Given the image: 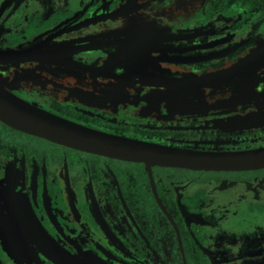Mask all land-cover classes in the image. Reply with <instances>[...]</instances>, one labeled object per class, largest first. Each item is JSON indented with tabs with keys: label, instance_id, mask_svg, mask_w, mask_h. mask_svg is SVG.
<instances>
[{
	"label": "flooded vegetation",
	"instance_id": "af4514ba",
	"mask_svg": "<svg viewBox=\"0 0 264 264\" xmlns=\"http://www.w3.org/2000/svg\"><path fill=\"white\" fill-rule=\"evenodd\" d=\"M262 41L264 0H0L1 55L60 48L104 78L52 65L72 82L62 96L27 82L10 83L13 95L104 133L196 152L264 149V95H233L211 112L180 115L148 102L161 89L123 86L127 59L118 53L159 78L201 76ZM13 62L0 60L5 79L39 68ZM146 166L0 122V264H61L52 250L78 264H264V168Z\"/></svg>",
	"mask_w": 264,
	"mask_h": 264
},
{
	"label": "water",
	"instance_id": "95a60500",
	"mask_svg": "<svg viewBox=\"0 0 264 264\" xmlns=\"http://www.w3.org/2000/svg\"><path fill=\"white\" fill-rule=\"evenodd\" d=\"M32 50L21 53L0 54V60L7 63L13 61H31L39 68L30 67L23 71L10 70L9 77L5 79L0 75V122L18 132L44 139L52 144L67 147L71 150L86 152V154L104 156V158L117 159L125 162H139L146 167H173L178 169H191L192 171H237L264 168V149L235 153H209L196 152L188 149H178L172 146H161L154 143L142 142L137 139L126 138L122 135L108 134L104 131L88 128L68 119L56 116L35 103H29L19 99L11 93L13 84L27 82L30 88L53 90L62 96L69 82V75L55 71H49V67L66 70V67L80 69L88 73L91 80L103 79L93 72L98 67L80 64L70 61V57L64 54V49H51L40 51ZM120 59H127L123 66L126 76L118 77L123 86L142 88H158V92L150 91L146 96L150 104L176 107L179 103L187 102L186 98L196 92L209 93L217 87L230 88V84L246 76L251 80V86L264 79V71H259L264 66V41H262L248 56L235 64L213 73L201 76L187 75L176 77L170 75L167 78L153 76L145 69V64L132 59L124 52L118 53ZM116 58V57H115ZM113 61V60H112ZM44 68V69H43ZM108 71L106 66L103 68ZM56 71H58L56 69ZM92 72V73H91ZM3 73V72H2ZM4 77V78H3ZM59 78L52 82V78ZM74 78V77H73ZM72 79V78H71ZM71 81V80H70ZM253 95V87L247 93ZM39 242L46 247L52 245L42 234L35 235ZM50 257L61 264H78L68 258L61 250L49 251Z\"/></svg>",
	"mask_w": 264,
	"mask_h": 264
},
{
	"label": "rangeland",
	"instance_id": "374dc122",
	"mask_svg": "<svg viewBox=\"0 0 264 264\" xmlns=\"http://www.w3.org/2000/svg\"><path fill=\"white\" fill-rule=\"evenodd\" d=\"M139 22H141V20H139ZM135 24H137V22H133L130 25ZM259 71H264V66H262ZM250 81L251 80H248V78H246L245 76L237 81H234L233 84H230V88L217 87L209 93H192L187 96V102L179 103L178 105H176V107L174 106L173 109L180 115H182L183 113H190L192 111L193 113L198 114L207 113L208 111L211 112L212 110L217 109L219 106L224 104V102H227L230 98L229 96L241 94L247 95V93L251 90L252 87L253 95H264V79L259 82H256L253 86H251Z\"/></svg>",
	"mask_w": 264,
	"mask_h": 264
}]
</instances>
